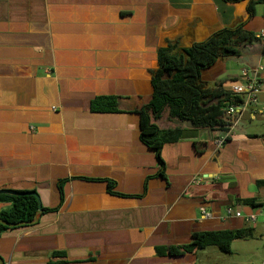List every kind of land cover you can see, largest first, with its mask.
I'll use <instances>...</instances> for the list:
<instances>
[{
	"label": "crops",
	"instance_id": "obj_1",
	"mask_svg": "<svg viewBox=\"0 0 264 264\" xmlns=\"http://www.w3.org/2000/svg\"><path fill=\"white\" fill-rule=\"evenodd\" d=\"M251 1L0 0V190L34 191L42 205L36 221L1 234L5 264H212L222 254L214 245L180 256L158 248L204 231L264 235V73L258 103L221 147L225 129L194 130L165 112L157 124L183 136L163 147L164 175L135 111L152 97L161 47L239 25L256 35L264 3L251 15ZM263 47L255 41L218 59L203 81L226 90L246 83L242 69L264 65ZM103 95L117 112L92 110ZM11 206L0 199V212ZM229 206L263 211L248 224Z\"/></svg>",
	"mask_w": 264,
	"mask_h": 264
},
{
	"label": "trees",
	"instance_id": "obj_2",
	"mask_svg": "<svg viewBox=\"0 0 264 264\" xmlns=\"http://www.w3.org/2000/svg\"><path fill=\"white\" fill-rule=\"evenodd\" d=\"M257 3H264V0L251 1L248 8L251 15L254 14ZM255 41H259L256 35L239 25L234 28H223L210 38L189 47L182 46L177 39L158 50L157 67L152 71V97L148 103L137 107L135 111L140 116V138L146 146L155 151L162 175L165 172L163 147L166 143L181 138L183 130L180 127L163 129L157 121L168 112L169 120L186 122L194 130L225 128L229 123L222 111L224 101L242 99L240 96H232L231 91L224 89L221 84L209 88L202 79V73L218 59L240 56L244 46ZM91 108L96 112L118 111L114 97L106 95L97 96L92 101ZM258 185L264 186V180L258 181ZM17 193L20 194H0V199L12 202L11 208L0 212V218L7 223H30L35 219L39 209L38 198L32 194L36 192L25 190ZM244 202L256 206L253 199H246ZM9 228L13 227L0 223V236ZM254 237L252 227L197 232L190 243L158 248V252L180 256L214 245L223 253H231V244L234 240ZM54 254L60 256L63 253Z\"/></svg>",
	"mask_w": 264,
	"mask_h": 264
},
{
	"label": "built area",
	"instance_id": "obj_3",
	"mask_svg": "<svg viewBox=\"0 0 264 264\" xmlns=\"http://www.w3.org/2000/svg\"><path fill=\"white\" fill-rule=\"evenodd\" d=\"M256 37L261 43L264 44V27L256 34ZM264 73V65H259L256 68H243L242 74L247 77L246 83H234L231 85L229 91H231L232 96H240L241 101L236 99H227L224 101L222 111L224 112L225 119L229 123L223 129L226 130L225 134L215 139V143L218 147H221L231 136L233 127L236 121L239 119V115L251 105L258 103V94L262 89L261 74ZM198 178L197 181H201ZM205 216L210 214L205 211L204 208L201 209ZM262 209L256 210L251 213H243L240 210L235 209L233 206L227 208L229 215L234 214L236 217H241L248 224H255L258 221L259 215L262 213Z\"/></svg>",
	"mask_w": 264,
	"mask_h": 264
},
{
	"label": "rangeland",
	"instance_id": "obj_4",
	"mask_svg": "<svg viewBox=\"0 0 264 264\" xmlns=\"http://www.w3.org/2000/svg\"><path fill=\"white\" fill-rule=\"evenodd\" d=\"M260 199L262 200V198ZM233 247V252L228 254L220 252V250L214 246L213 248L216 249L215 251L222 254H217L219 255L218 257L217 255L212 257L210 262H212V264H233L236 260L246 259V262L253 264L264 263V235L254 240H236ZM219 257L222 259H218Z\"/></svg>",
	"mask_w": 264,
	"mask_h": 264
},
{
	"label": "water",
	"instance_id": "obj_5",
	"mask_svg": "<svg viewBox=\"0 0 264 264\" xmlns=\"http://www.w3.org/2000/svg\"><path fill=\"white\" fill-rule=\"evenodd\" d=\"M3 193L16 194V195L17 194H20V193H17L16 191H12V190H0V194H3ZM32 194L35 195L38 198V201H39V209H38L37 213H41L42 212V205H41V201H40L39 195L37 193H32ZM34 220L36 221V219H34ZM0 223H3V224H5V225H7L9 227H15V226H19V225L25 224L24 222H20V223H7V222L3 221L1 218H0ZM0 264H5V262L1 258H0Z\"/></svg>",
	"mask_w": 264,
	"mask_h": 264
}]
</instances>
